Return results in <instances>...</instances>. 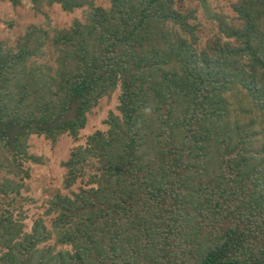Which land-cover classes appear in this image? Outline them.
Segmentation results:
<instances>
[{
  "label": "trees",
  "instance_id": "1",
  "mask_svg": "<svg viewBox=\"0 0 264 264\" xmlns=\"http://www.w3.org/2000/svg\"><path fill=\"white\" fill-rule=\"evenodd\" d=\"M30 1L91 12L52 36L54 70L38 64L49 39L40 29L30 27L15 49L0 42V152L11 159L0 162L9 175L0 195L18 193L15 179L28 177L30 135L76 138L86 113L120 90L107 133L88 137L63 164L65 189L88 173L87 160L95 172L91 188L49 203L58 242L75 254L47 264H264V142L255 148L264 132L254 130L264 118V0L238 1L239 26L220 27L234 44L217 41L211 55L193 47L192 12L174 0H110L109 10L89 0ZM233 76L247 103L234 118L223 98ZM8 211L0 264H44L38 222L31 235L12 236Z\"/></svg>",
  "mask_w": 264,
  "mask_h": 264
},
{
  "label": "rangeland",
  "instance_id": "2",
  "mask_svg": "<svg viewBox=\"0 0 264 264\" xmlns=\"http://www.w3.org/2000/svg\"><path fill=\"white\" fill-rule=\"evenodd\" d=\"M89 1L92 2L93 7L103 10H109L111 7L110 0ZM238 1L174 0L177 11L185 14L189 11L192 12V18L188 20V24L193 28L192 32L196 39L193 47L211 55L213 44L217 41L232 45L233 41L222 35L220 27L237 28L239 26L240 22L233 10ZM90 10L88 7H82L72 12H64L59 5L50 6L46 2L35 8L30 0H21L19 6L15 8L8 1L0 0V42L7 48L15 49L30 27L34 26L40 29L49 36V39L43 49L44 55L38 60V64L49 66L54 70L56 68L54 62L56 53L50 48L52 36L55 32L68 30L75 21L84 23L86 16L91 12ZM184 37L186 41H191L187 33ZM230 81L232 84L223 93V98L230 117L234 118L237 116V109L239 107L246 108L247 103L245 104L242 96L237 93L238 90L240 91L237 79L233 76ZM119 98V86L109 90L100 98L95 106L86 113V122L84 127L77 132L76 138H73L69 133L55 135V137L30 135L27 139L26 153L29 157H34L36 161L23 163L22 168L28 177H23L22 180L15 179L17 188L13 189H17L18 193L11 190L6 195H0V216L5 213V210H9L6 214H10L12 222L18 225L15 230L9 232L12 236L18 230L21 231L19 238L23 235H31L34 224L38 222L39 236L47 239L34 247L36 256H39L44 264L49 263V260L56 257L58 253L75 254L72 247L58 242V233L52 227L55 214L48 213L49 203L58 194L71 197L80 189L91 188L89 174L95 172L94 160H87L83 170L88 173L77 179L70 189H65L67 171L63 164L77 148H85L88 137L96 132L107 133L111 117H119L117 110ZM257 121L258 124L254 126V130L260 135L264 132V118L259 117ZM263 142L264 137L260 138L259 136L255 148H260ZM0 162L5 166H8L7 162H11L6 152L2 150ZM5 176L9 175H6L5 170H0V178ZM258 238H264V231L263 234H258ZM13 244L14 242L11 246ZM24 245L28 246V242ZM4 251V248H0L1 253ZM66 259L69 260L68 257ZM52 264L61 263L52 260Z\"/></svg>",
  "mask_w": 264,
  "mask_h": 264
}]
</instances>
